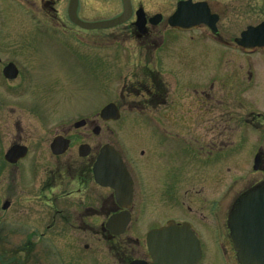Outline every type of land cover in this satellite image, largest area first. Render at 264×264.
I'll list each match as a JSON object with an SVG mask.
<instances>
[{"label":"flooded vegetation","instance_id":"obj_1","mask_svg":"<svg viewBox=\"0 0 264 264\" xmlns=\"http://www.w3.org/2000/svg\"><path fill=\"white\" fill-rule=\"evenodd\" d=\"M187 1L205 5L198 17L201 24L174 27L179 5ZM121 18L122 23L112 25ZM221 19L210 0H178L174 6L171 0H0V182H4L0 186L5 194L1 210L24 206L29 212L33 201L24 197L36 195L44 196L41 201L50 208L47 218H33L29 225H37L26 236L18 232L25 222L16 227L7 223V231L0 218V264H85L96 238L107 246L113 264H241L231 239L230 218L244 197L264 188V180L234 197L235 184L245 179L239 176L218 195V147L234 137L229 131L233 125L241 133L248 128L261 140L254 145L244 141L246 149L253 147L245 152L250 171L264 174L262 116L257 114L259 121L240 122L234 115L235 107L247 105L240 92L264 72V66L251 61L257 56L264 65V49L250 52L238 46L244 31L238 37L225 35L219 27ZM186 20L185 14L179 16L180 24L186 25ZM176 36H185L184 43L195 39L223 52L226 76L202 83L175 74L168 65V48ZM35 38L52 47L62 45L101 91L107 80L115 82L116 102L104 103L93 112L92 97L91 106L82 108L77 115L82 118L76 121L73 115L62 121L44 120L42 77L48 83L46 106L58 103V95L50 98L49 90L62 91L70 100L74 89L72 77L65 75L59 83L54 75L47 76L44 64L35 60L40 47L26 43ZM101 53H110L106 57L116 59L111 63L118 67L134 63V76L119 72L114 79L103 74L100 69L108 62ZM209 85L217 88L207 97ZM189 101L195 105L188 109ZM110 105L120 120L102 119ZM172 116H177L178 124L170 121ZM124 117H134V125L119 127ZM26 118L32 125L28 133L23 126ZM123 130L131 133L130 142ZM101 136L93 149L89 141ZM83 147L89 149L87 156H82ZM101 155L111 156L113 163L108 167L105 163L109 179L99 184L94 166ZM229 158H224L225 164ZM203 182L208 197L200 199ZM189 185L194 186L196 198L187 204ZM165 209L170 213L162 214ZM37 226H46L52 235L34 236ZM137 228L146 231L137 237ZM139 244L144 246L143 254L137 251Z\"/></svg>","mask_w":264,"mask_h":264},{"label":"rangeland","instance_id":"obj_2","mask_svg":"<svg viewBox=\"0 0 264 264\" xmlns=\"http://www.w3.org/2000/svg\"><path fill=\"white\" fill-rule=\"evenodd\" d=\"M178 0H171V5L175 4V2ZM197 1V0H193ZM213 3L214 11H218L222 14V19L220 21L219 27L223 31L225 35H228L230 37H238L240 36L241 32L246 31L247 27H257L262 22H264V0H210ZM145 2L149 3V0H145ZM249 2V4H248ZM248 8V10H247ZM173 10V9H171ZM10 27H14V22L12 20H7ZM177 39L172 40L170 43V47L168 48V65L169 67L174 71L175 74H178L180 76H185L190 81H199V82H208L212 78H222L226 76L227 68L224 63H222L224 60L220 57L223 52L220 50H216L205 43L197 42L195 39L191 40L189 38L186 39V43L182 42L185 36H176ZM175 37V38H176ZM190 41V42H189ZM195 42V43H194ZM28 44H35L40 47L41 52L37 56L38 61H41L44 66L47 69V76L54 75V77L58 78V82H63L62 80L65 78L66 75L68 78H70L72 82V89H74V93L72 98L70 100L64 99V93L62 91H58V93L55 91L54 93L49 90L50 98H54L57 96L58 103H52L49 102L48 105H45V94L47 93V90H44V88L47 86V78L45 79L44 76L42 77L43 82V89L40 92L41 97L43 98L42 101H40V110L42 113V117L46 121H56V120H65L66 116L73 115L75 121L82 118V116L79 115L80 112H82V108L84 110L89 109V107L92 104V97H94L93 100V112H97L104 103L108 102H116L118 98H115L112 90L116 86V83L114 82H104L103 87L105 88V91L100 90V87H95V84L88 80L86 75L78 69V62L77 59L71 54L68 53L62 45L51 46L43 44L39 38H35L33 40L27 41ZM74 47V46H73ZM78 51L77 47L73 48L72 50ZM110 53H101V56H105L106 61L108 64H104L102 69L100 71L103 72V74L106 75H112L114 76H120L119 72H122L123 74L127 73L124 76L131 77L134 76V63H131L130 65H126L124 67H118L116 64H113L111 62H114L116 59H109ZM94 56V55H93ZM116 56V55H112ZM235 61H237L236 58H232ZM122 59L118 58V61ZM91 61V59H90ZM257 65H260L261 67L264 66L262 59L260 57H255L254 60ZM133 65V67H132ZM255 67V66H254ZM253 67V70H254ZM258 74V73H257ZM171 76V74H170ZM74 78V79H73ZM172 78V77H171ZM257 78V75H256ZM69 81V79H68ZM171 82V81H170ZM77 83V84H76ZM99 84V83H98ZM216 88H209L204 93L207 97L209 95H214V91H216ZM250 88V89H249ZM249 88L245 92H240V100L244 99L245 103L247 104L245 108H237L235 107L234 115L235 117H239L240 122H242L245 118L253 119L256 121H259V119L256 117L257 114H260L264 121V102H260V99L262 95L264 94V72L259 73V80L256 79L253 84L249 86ZM212 89V90H211ZM242 89V88H241ZM240 90V89H239ZM238 90V91H239ZM99 92L98 94H96ZM102 92V94H100ZM106 92V95L104 93ZM95 93L93 96L92 94ZM219 95V93H218ZM260 95V99H259ZM192 102H195L194 100ZM189 103H191L189 101ZM90 105V106H89ZM195 104L188 107L191 108ZM173 120L175 121L178 119L177 116H172ZM236 119V118H235ZM140 122V121H139ZM25 123V122H24ZM138 123V122H136ZM134 125V117H124L121 118V122L118 124V126H124V125ZM178 124V123H176ZM239 124V122H238ZM233 125V124H232ZM24 128L26 129L27 133L29 130H31V124L28 118H26V124H23ZM38 126H40V122H38ZM50 126V125H49ZM230 128V126H228ZM264 129V128H263ZM123 137L130 142L132 139V135L129 132H125L126 130H123ZM231 132L230 135L232 137L229 139L227 137L228 143L226 145H223L224 147H218L219 151V175H218V195L221 194V192L227 187V185L231 182V180H238L239 176H244L245 179L235 184V187L232 191V194H234V197H238L240 194L245 192L247 189L250 188V184L254 183L258 180H264V174L254 175L251 173V167L249 158L247 159L245 152L247 150H252L253 147H250L249 149H246L248 142L251 145H254L256 141H261L257 136H253L250 134L249 129L245 128L244 133H241V130L238 129L235 125L229 129ZM264 134V131H263ZM103 136L99 138H94L89 141V145L93 149H97L98 144L102 141ZM139 139V137H138ZM124 141V140H123ZM124 143V142H123ZM228 147V149H226ZM97 152V151H96ZM230 158L227 160L229 161L227 164H225L226 160L224 158L226 156H229ZM242 158V159H241ZM224 160V161H223ZM223 162V163H222ZM146 170V169H145ZM251 170V171H250ZM145 173H149L148 170L145 171ZM153 174H157L156 172ZM4 182H0V185H3ZM155 188V186H153ZM201 195H198L200 199L207 198V192L205 191V182L201 185ZM4 188V187H3ZM0 186V218L4 220V225L7 227V231H10L11 224H14L16 227V224H20L21 221L25 222L27 225L26 227L20 228L18 227V232L22 236H26V233H32L31 228H35L34 226L37 225V222L31 226L29 223L35 219H38V221L42 220L44 216L47 218L48 211L50 208H48L46 205L43 204L42 201L45 200L44 196H26L24 197V200H32L31 206H34L29 212H25L26 208L24 206H15L11 209V211L2 212V204L5 199L4 190ZM186 195H187V204L194 200L196 197V193L194 192V186L189 185L186 187ZM23 199L22 194L20 195ZM40 198V200H38ZM42 200V201H41ZM42 202V203H41ZM188 206V205H186ZM33 211V212H31ZM3 213H5L3 215ZM164 213H170L169 211L163 210L161 212ZM2 214V215H1ZM205 214V212H204ZM23 215V217H22ZM30 221V222H29ZM209 226V222L203 221ZM7 223L9 225L7 226ZM37 234H34V236L39 235L40 233H45L49 235L52 232L47 231V227L43 226V228H39ZM15 229V228H13ZM144 233L146 231V228L142 229H134V234L137 237H140L138 232ZM13 231L9 232L12 233ZM17 233V231H16ZM50 235V236H51ZM96 238V237H95ZM142 242V241H141ZM43 243V241H42ZM42 247L46 248L47 246L45 244L41 245ZM81 246V245H80ZM91 251L90 256L84 257L85 258V264H113V256L110 254L109 250L107 249V246L105 244H100L98 242V238L94 241V244H91ZM2 246H0V249ZM73 248H77V246H73ZM144 246L142 244H139V247L137 248V251L143 254ZM47 252V251H46ZM1 262V261H0ZM74 264H83L82 261H75Z\"/></svg>","mask_w":264,"mask_h":264},{"label":"water","instance_id":"obj_3","mask_svg":"<svg viewBox=\"0 0 264 264\" xmlns=\"http://www.w3.org/2000/svg\"><path fill=\"white\" fill-rule=\"evenodd\" d=\"M125 1L128 2V0ZM199 7V4L193 5L190 1L181 3L174 20L176 21L179 14L186 12L188 19H191L190 21L200 22L198 20ZM205 12L208 13V10L205 9ZM122 21L123 19L116 20L112 25H117ZM174 25L176 26L177 23L175 22ZM238 43L249 48L264 47V23L258 27H249L242 34ZM114 110L113 105L108 106L101 117L104 120H118V116H110ZM82 152H84L82 156H87L88 147H83ZM110 157L105 159V156L101 155L94 166L95 179L99 184L109 179L108 176H105L104 166L112 165L113 161ZM230 229L233 247L237 252L239 263L264 264V188L248 194L240 201L236 212L230 218Z\"/></svg>","mask_w":264,"mask_h":264}]
</instances>
